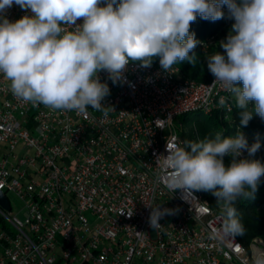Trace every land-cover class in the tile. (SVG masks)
I'll return each instance as SVG.
<instances>
[{
	"label": "built area",
	"instance_id": "obj_1",
	"mask_svg": "<svg viewBox=\"0 0 264 264\" xmlns=\"http://www.w3.org/2000/svg\"><path fill=\"white\" fill-rule=\"evenodd\" d=\"M25 14L16 5L7 13L10 20ZM175 67L168 74L159 60L147 69L130 65L132 86L113 85L101 72L111 92L103 103L115 110L107 119L90 108L85 115L34 107L14 97L0 75V190L10 204H0V264H252L264 253L259 236L210 239L222 222L220 207L201 191L186 202L158 180L157 156L184 141L178 117L227 116L231 100L221 85L209 87L213 76L198 81ZM261 155L264 146L250 158ZM160 204L175 211L154 229L150 206Z\"/></svg>",
	"mask_w": 264,
	"mask_h": 264
},
{
	"label": "clouds",
	"instance_id": "obj_2",
	"mask_svg": "<svg viewBox=\"0 0 264 264\" xmlns=\"http://www.w3.org/2000/svg\"><path fill=\"white\" fill-rule=\"evenodd\" d=\"M13 5L26 14L10 20ZM224 6L234 22L218 43L223 52L205 56L214 77L209 87L219 84L226 90L227 110L232 112L234 102L246 127L253 114L264 120V0H0V75L10 82L14 97L34 107L85 115L90 108L107 119L115 110L103 103L111 92L101 72L113 85L132 86L125 73L133 64L147 69L158 59L168 74L185 62L197 66L195 49L202 42L190 26L197 17L224 19ZM225 103L221 97L219 106ZM260 148L258 138L249 144L239 130L233 136L216 132L171 148L167 144L168 154L156 158L162 170L158 180L173 194L180 190L186 202L195 192H210L222 222L209 238L219 234L234 240L246 231L236 205L254 199L264 177V163L250 158ZM244 152L247 158H241ZM150 207L148 222L154 229L175 211L161 204ZM126 212L133 215V209ZM252 264H264V253Z\"/></svg>",
	"mask_w": 264,
	"mask_h": 264
},
{
	"label": "trees",
	"instance_id": "obj_3",
	"mask_svg": "<svg viewBox=\"0 0 264 264\" xmlns=\"http://www.w3.org/2000/svg\"><path fill=\"white\" fill-rule=\"evenodd\" d=\"M233 22V20L227 18V12H225L224 19L215 22L197 17L196 21L190 26V32H194L196 38L202 42L195 49L196 53L200 56V61L197 62V66L195 67L186 62L179 65L185 77L203 82L212 79V74L207 69L205 56L216 51L223 52V49L218 47V43L225 39ZM213 35L219 40L207 45V39ZM232 104L233 110L227 116H224L220 111H214L209 114L204 113V117L196 120L193 125L188 128L182 127L179 131L181 137L184 141H198L202 140L206 135L213 136L216 132H223L225 136H233L239 130L243 132L248 142L253 143L258 138L261 146H264V120L259 121L257 115L253 114V118L249 124L246 127L241 126L238 111L234 107V102ZM188 114H181L178 119H184ZM230 159V157H225V163H230ZM260 160L264 163V155H261ZM262 190H264V177H261L255 198L250 201H241V203H237L236 205L246 229L244 235L236 237L244 243H249L253 238L258 236L264 239V212L260 210L264 197H257ZM201 193L203 198L208 200L212 207H217L216 197L210 192L201 191Z\"/></svg>",
	"mask_w": 264,
	"mask_h": 264
},
{
	"label": "rangeland",
	"instance_id": "obj_4",
	"mask_svg": "<svg viewBox=\"0 0 264 264\" xmlns=\"http://www.w3.org/2000/svg\"><path fill=\"white\" fill-rule=\"evenodd\" d=\"M203 117H204V113H202V112H199V111L190 112L187 115V117H185L184 119H178L176 121L175 127H176L177 131L179 132L182 127L188 128L189 126L193 125L196 120L201 119ZM257 197L263 198L264 197V190H262L257 195ZM13 212H16V210L14 209ZM19 216H22V212L19 213Z\"/></svg>",
	"mask_w": 264,
	"mask_h": 264
},
{
	"label": "water",
	"instance_id": "obj_5",
	"mask_svg": "<svg viewBox=\"0 0 264 264\" xmlns=\"http://www.w3.org/2000/svg\"><path fill=\"white\" fill-rule=\"evenodd\" d=\"M0 204H2L5 208H10L9 200L3 194V192L1 190H0Z\"/></svg>",
	"mask_w": 264,
	"mask_h": 264
}]
</instances>
